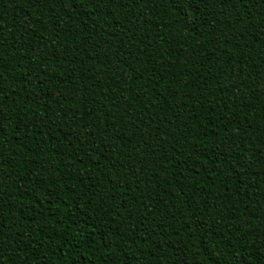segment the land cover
Segmentation results:
<instances>
[{
    "label": "trees",
    "instance_id": "1",
    "mask_svg": "<svg viewBox=\"0 0 264 264\" xmlns=\"http://www.w3.org/2000/svg\"><path fill=\"white\" fill-rule=\"evenodd\" d=\"M0 264H264V0H0Z\"/></svg>",
    "mask_w": 264,
    "mask_h": 264
}]
</instances>
